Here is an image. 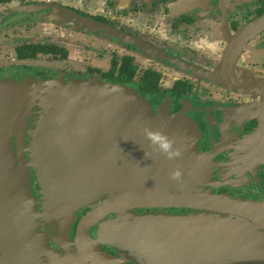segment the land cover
Here are the masks:
<instances>
[{
    "label": "water",
    "instance_id": "obj_1",
    "mask_svg": "<svg viewBox=\"0 0 264 264\" xmlns=\"http://www.w3.org/2000/svg\"><path fill=\"white\" fill-rule=\"evenodd\" d=\"M232 41L215 75L232 87L250 88L258 79L236 72L240 39ZM176 117H158L126 86L33 77L0 81V264H145L140 252L152 256L151 264H264V204L198 191L197 181L207 174L189 165L183 170V162L193 163L200 153L193 130L176 127ZM145 127L166 133L181 156H160ZM178 132L189 133L188 139ZM257 139L264 156V122ZM177 168L183 175L174 180ZM35 171L42 199L33 187ZM95 203L78 224L80 212ZM159 205L204 212L151 217L164 234L156 244L161 249L152 253L143 242V218L126 217L130 208ZM114 213L120 217L101 224L95 239L93 228ZM77 224L78 255L52 249V231L59 246L73 248ZM102 243L124 258L104 251Z\"/></svg>",
    "mask_w": 264,
    "mask_h": 264
},
{
    "label": "flooded vegetation",
    "instance_id": "obj_2",
    "mask_svg": "<svg viewBox=\"0 0 264 264\" xmlns=\"http://www.w3.org/2000/svg\"><path fill=\"white\" fill-rule=\"evenodd\" d=\"M263 19L264 0H0V81L33 77L133 89L158 117L177 116L176 127L193 130L200 156L182 168L207 174L197 181L198 191L264 204V156L257 139L264 122ZM235 38L236 72L258 79L250 88L232 87L215 75ZM32 178L42 199L36 171ZM98 203L80 212L78 224ZM132 209L126 221L143 218V242L152 253L161 249L156 244L164 235L153 219L204 212L183 205ZM119 217L100 221L92 236L98 239L101 224ZM78 224L73 248L59 246L52 231V249L78 255ZM101 247L123 257L114 245ZM140 255L151 264L152 256Z\"/></svg>",
    "mask_w": 264,
    "mask_h": 264
},
{
    "label": "clouds",
    "instance_id": "obj_3",
    "mask_svg": "<svg viewBox=\"0 0 264 264\" xmlns=\"http://www.w3.org/2000/svg\"><path fill=\"white\" fill-rule=\"evenodd\" d=\"M143 133L153 149L164 155L167 159L173 160L181 156V150L175 146V141L166 133L153 130L150 127H145ZM182 175V171L178 168L171 172V177L174 180H179Z\"/></svg>",
    "mask_w": 264,
    "mask_h": 264
}]
</instances>
